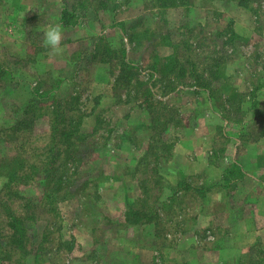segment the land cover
Wrapping results in <instances>:
<instances>
[{
  "label": "rangeland",
  "instance_id": "obj_1",
  "mask_svg": "<svg viewBox=\"0 0 264 264\" xmlns=\"http://www.w3.org/2000/svg\"><path fill=\"white\" fill-rule=\"evenodd\" d=\"M106 1L102 7L98 0H0V223L6 221L0 237L13 233L7 210L34 216L27 252H2L7 245L0 238V264H212L205 251L228 230L220 201L227 195V204L239 203L235 193L244 183L230 156L239 144L249 160L251 150L264 152V0H188L161 8L154 0ZM65 7L76 16L63 25ZM142 21L148 30L136 46L129 34ZM52 23L62 27L59 53L44 43ZM108 46L118 58L100 54ZM175 49L187 59L186 77H177V69L162 78L152 67L163 69ZM121 60L133 62L134 70L125 67L135 73L128 81ZM191 74L212 87L182 84L195 82ZM75 94L87 115L86 139L67 175L60 172L68 197L54 211L32 172L48 156L43 147L54 105ZM18 118L28 121L22 131L14 128ZM19 150L30 176L9 192L4 174ZM211 185L209 194L196 189ZM34 200L36 212L24 209ZM243 203H254L253 196ZM132 207L154 221L124 216ZM202 210L215 214L213 226L198 225ZM258 245L243 254L244 264L260 259Z\"/></svg>",
  "mask_w": 264,
  "mask_h": 264
},
{
  "label": "trees",
  "instance_id": "obj_2",
  "mask_svg": "<svg viewBox=\"0 0 264 264\" xmlns=\"http://www.w3.org/2000/svg\"><path fill=\"white\" fill-rule=\"evenodd\" d=\"M98 1H102L100 3L102 7L103 6L106 7L108 5L106 0H98ZM235 1H237L239 4H249L250 2L255 1V0H235ZM187 2L188 0H178V1L154 0L153 5L155 8L156 7L161 8L162 5H168V6L169 5H185L187 4ZM75 12H76L75 10L65 7L61 11L60 22L63 25L69 24L71 22V19L76 16ZM143 23H145V21L138 22L136 25H134L133 32L129 34L130 41L136 44V46L144 45L143 37L145 35V31H141V30H148V28L141 29L140 27ZM170 33H171V30L169 31L167 30L165 36L169 37ZM170 44L172 46L175 45L174 43L173 44L170 43ZM98 47H95L90 51L91 52L90 55H92V59L99 55L100 51L97 49ZM174 47L177 48V44ZM122 51H125V49H123ZM175 51L176 53H174L172 56L168 58L169 61L166 63V65L164 66L163 64V69L162 67H159V65H153L152 67L154 71L156 72L160 71L161 74L164 75L162 76V78L165 77V75L168 73H174L177 69H178L177 71L178 73H176L177 77H180L183 79L186 77L185 72L187 71V69L184 66V62L187 61V59L182 61L181 58L179 57L180 53L178 49H175ZM100 54L115 55V53L112 51V48L109 46L105 50L101 51ZM155 57L157 59V63L159 62L160 64H162L159 56L155 55ZM125 67H129L130 70L132 69L134 70L133 62L131 64V62L121 60L120 70L126 69ZM126 72L128 73L127 75L124 74V76H121L124 81L126 80L128 81L127 76L129 74L132 76L135 75L133 71H129L126 69ZM191 76H193V79L195 80V82L188 83L187 81H184V83L182 84H185L191 87L193 86H202L204 88L212 87L211 86L212 81L210 82L200 81L202 79L200 76L198 75L194 76L192 74ZM41 96H44V95H41ZM78 99H79V95L75 94L74 96L71 95L70 97L61 98L59 102L56 105H54L52 113L50 114L51 121H52V127H53L52 135L49 138L47 144L43 147L44 149L48 151V156L45 160H42L35 167V172H32L33 175H37V177L39 178V182L43 188L42 198L46 197L48 199V202L51 204V206H53L52 208L54 209V211L58 209L56 203H59L60 201L68 197V185L67 183L63 185L65 175L60 172L61 170L64 169L65 170L64 173H66L67 175V171H69L66 169L68 163L70 162V160H74L76 157H78V155H80L81 148L86 139V135L84 134V132H82L81 126L85 122V117L87 115L84 114L83 110L77 105ZM23 110L25 113L29 112L28 107H25ZM150 116L152 119V123H155L154 121L155 117L153 113H150ZM27 122L28 121L24 118L22 119L18 118L16 119L14 128L17 127L19 130L22 131L25 129ZM262 133H264V130ZM22 152L25 153L24 150H19L18 154L13 156V158L8 162L9 163L8 166H6L7 170H6V173L4 174V176H6V181H5V184L3 185V187H5L4 190L7 189L6 191L10 192L12 190L13 182L16 181L17 179L21 177H23L24 179L26 178L28 179V175L30 176V174H28L26 171L27 158L22 154ZM63 154H65L67 160H64L62 158ZM234 166L237 167V169H239V165L234 164ZM19 182L22 183V181L20 180ZM213 186L214 185H211L209 187H205L202 189L197 187L196 189L203 191V193H207L213 188ZM14 192H15L14 195L24 194L22 192L20 193V191H14ZM11 196L12 194L10 195V197ZM24 207H25L24 209H34V211L36 212V208L39 207V204H38V201L36 202V200H34V202L31 201L30 203L26 204V206ZM6 215L9 216L8 226L12 229L11 231H13V233L11 234L10 232L8 234L4 232V236L0 237L2 240L5 239L4 242H6L5 245H7V247L2 252L5 253L8 251L7 252L8 254H14V250L17 248L22 252V254H24L27 252L25 248V240H28V236H29L28 235L29 227L27 225L28 224L27 222L29 220L30 221L34 220V216L33 218L31 215L19 216V215L13 214L9 210H7ZM125 215L127 218L129 217L135 218L134 220L135 223H144L146 222V220L151 221L154 218L153 216H148L146 213L143 212V210H140L134 207L128 209ZM4 222L6 221H2L0 224ZM2 245L3 243L0 241V246ZM260 245H258V247H260ZM16 262L17 264H21V261H16Z\"/></svg>",
  "mask_w": 264,
  "mask_h": 264
},
{
  "label": "crops",
  "instance_id": "obj_3",
  "mask_svg": "<svg viewBox=\"0 0 264 264\" xmlns=\"http://www.w3.org/2000/svg\"><path fill=\"white\" fill-rule=\"evenodd\" d=\"M246 153L243 150L242 144L236 145V149L233 155L230 156V161H228L241 167L244 173V183L238 188L242 190L240 192L242 194L235 193V198L239 203H234L233 206L227 204L230 197H227L225 192L226 199L224 198L220 201L219 206L226 211L223 222L228 230L219 246L209 248L205 251L204 255L206 257L215 259L212 264H230L232 261H234V264H244L242 262L243 254L256 241H259L261 244L257 248L260 254L258 255L256 253L260 259L253 261L251 264H264V179L259 176L260 168L264 169L260 166V158L264 156V152L261 153L256 150H251L250 160L247 159ZM248 180L252 182L250 185L246 183ZM219 189L220 187H218ZM221 191L220 189L219 192ZM211 192L213 190L209 191L208 194ZM251 195L254 198V203H249L250 205L244 204V200L250 198ZM231 196L233 197V195ZM207 200L209 201L208 198ZM125 214L126 211H124V216ZM198 218L199 226L211 227L214 223L215 214H207L202 210ZM230 256L233 259H228Z\"/></svg>",
  "mask_w": 264,
  "mask_h": 264
},
{
  "label": "clouds",
  "instance_id": "obj_4",
  "mask_svg": "<svg viewBox=\"0 0 264 264\" xmlns=\"http://www.w3.org/2000/svg\"><path fill=\"white\" fill-rule=\"evenodd\" d=\"M62 27L59 23L49 24L44 30V43L54 53L62 51Z\"/></svg>",
  "mask_w": 264,
  "mask_h": 264
}]
</instances>
